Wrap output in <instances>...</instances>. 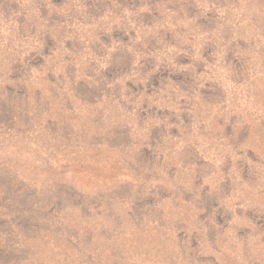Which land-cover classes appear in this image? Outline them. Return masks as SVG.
Here are the masks:
<instances>
[{
    "label": "rangeland",
    "instance_id": "obj_1",
    "mask_svg": "<svg viewBox=\"0 0 264 264\" xmlns=\"http://www.w3.org/2000/svg\"><path fill=\"white\" fill-rule=\"evenodd\" d=\"M1 1L0 168L10 173L2 181L8 184L14 174L21 179L27 176L36 191L46 190L44 198L65 182L70 192L88 197L89 206L101 205L97 213L82 202L73 209L52 211L36 201L30 215L44 212L49 224L58 216L71 227L78 222L96 231L101 226L104 234L116 228V239L123 246L113 254L123 255L93 250L96 264H191L206 258L212 264H264V179L259 171L264 167V0H159L158 11L148 15L151 0L122 7L107 0L99 14L87 8L84 12L82 0ZM70 11L85 24L74 27L80 19H72ZM110 12L114 17L130 15L120 23L105 22ZM51 17L67 18L71 27L63 30L60 22L49 24ZM5 26L16 42L7 53ZM76 35L80 39L70 47L68 41ZM10 61L29 72L11 73ZM33 61L41 73L30 69ZM102 67L99 81L87 77ZM110 69L114 83L107 80ZM77 76L86 79L75 83L82 79L96 90L84 100L83 109L68 98ZM230 95L240 101L239 111L213 115ZM129 113H134L136 128L149 126L147 139L134 138ZM177 114H186V121L175 119ZM202 119L214 121L213 143L203 148L194 139L176 157L169 153L168 161L175 164V184L167 170L150 172L142 165L168 137L185 142L194 134L209 137L204 131L208 125L199 122ZM112 126L116 132H128L126 145L111 142L116 134L106 131ZM156 127L160 135L151 131ZM217 144L225 151L223 159L213 164L208 153ZM189 154L193 162L183 167L179 160L188 159ZM223 182L226 187L221 190ZM169 184L174 194L167 193L145 212L134 207V200L143 202L135 198L142 196L136 186L152 189ZM242 204L245 210L241 211ZM134 209L142 211L138 213L149 223V231L143 227L134 231ZM5 210L0 206V248L1 242L13 240L34 262L41 258L43 263L51 251L47 244H57L58 239L47 241L43 233L33 237L16 215L5 218ZM211 210L217 221L213 228L207 224ZM211 229L222 234L211 238ZM182 231L194 237L192 246L187 241L182 246L188 259L179 256L183 248L176 245L180 240L175 237ZM164 241H168L165 246ZM226 245L228 251H224Z\"/></svg>",
    "mask_w": 264,
    "mask_h": 264
},
{
    "label": "trees",
    "instance_id": "obj_2",
    "mask_svg": "<svg viewBox=\"0 0 264 264\" xmlns=\"http://www.w3.org/2000/svg\"><path fill=\"white\" fill-rule=\"evenodd\" d=\"M51 1V0H50ZM85 1H81V6H83L84 12H85V8H87V10L89 12H94L96 11V14H99L100 11L103 10V6H105L107 4V0H100V1H95V0H88V3ZM136 0H113L109 2V5H112L113 3L115 5H117L118 7H122L125 5H130L132 4H137L138 2H134ZM159 0H151L148 4V8H147V15L150 14V12H154V11H158V9L156 8V6H158V2ZM134 2V3H133ZM1 3H3V0L1 1ZM9 3V1L7 0L6 4ZM84 3V4H83ZM9 8V7H8ZM9 11V10H8ZM44 12V11H42ZM72 13L74 15V18L72 16ZM71 11L69 12V14H71L72 19H74L75 21L79 20L80 18H76L75 11ZM156 14V13H155ZM153 13V15H155ZM43 16H45L43 14ZM52 16H54V13L52 14ZM51 17L50 20H48L49 24L52 23H57L60 22L63 24L62 28L67 29L68 27H71V25H67V22H69V19L66 18V20L62 19V18H53ZM70 23V22H69ZM79 23H84L81 19L79 20L78 23L74 24V27L78 26ZM85 24V23H84ZM62 30V31H63ZM47 33V32H46ZM51 37V34H48ZM78 38L80 39L79 35L74 36L72 39H69V46L73 47L72 44H77V40ZM122 52H120L119 57L122 58ZM146 56V55H145ZM146 60H143L146 62ZM11 64V68H12V72L11 73H16V72H21V74L29 72V69L24 68L19 70L20 65L19 62L17 63V61L13 62L10 61ZM30 69H32V71L35 68V72L36 73H41V68L38 66V64H34V61L31 62L30 64ZM115 69L118 68L117 65L113 66ZM123 67V66H120ZM22 68V66H21ZM103 70L99 68L98 69H93L91 71V73L88 74L87 77H92L96 80L99 81L100 76H99V72ZM110 73V78L107 77V80L112 83H114V79L112 78L113 76V70L110 69V71H107ZM106 72V73H107ZM84 76V74H83ZM81 77V76H77L75 78L72 79L73 82V86L71 87L73 90V92H69V96L68 98H74V103L79 102L77 104V106L81 107L82 109L83 107V103L84 100L88 101V96L93 95L94 93H96V90L93 89V85L90 83H86L84 79L85 77ZM78 78H82L80 80H78V83H75L74 80L78 79ZM86 79V78H85ZM82 80V81H81ZM103 81V80H102ZM129 87V86H128ZM49 90V95H53L55 94V92L52 91V89H48ZM84 97V98H83ZM71 103V102H70ZM73 103V104H74ZM46 104V103H45ZM173 110V109H172ZM171 110V111H172ZM81 114V113H79ZM78 114V115H79ZM185 116L187 118L186 114H177L175 116V119H179L180 122H184L185 120ZM157 133V135H160L158 131L157 127L151 129V131ZM108 135H111L112 132H114L113 134H116L115 137H110L111 142L116 143V140H119L118 144H127V131H118L116 132V128L115 126H112L110 131H106ZM116 132V133H115ZM95 137H98V135ZM153 138V137H151ZM156 139L153 138L152 141H155ZM122 146V145H121ZM155 143H151L150 144V148L152 150L155 149ZM190 156V154H189ZM192 160V155L188 158V159H184L183 161L179 162L182 164L183 167H186L187 164H190L189 161L191 162ZM193 162V160H192ZM167 163H169L168 165L165 164V160L163 158V154L162 152H159L158 148L157 151H153L150 152L149 155L146 157L145 161L142 162V165H147L148 166V170L150 172H153V169H161V172L163 171H168L169 177L172 179V184L176 183V177L174 176L175 173V164L174 162L171 163L170 161H167ZM195 165V163H194ZM8 169H4V168H0V197H2L3 199L0 201V206H3V209H8L5 210V212H7V215H5V218L11 220V218H13V216L11 215H16V218H19V220H21L22 222L25 223V227H24V231L27 229H31V235H33V237L38 236L40 233H43L42 239H46L47 241L50 240L52 237H56L58 239V243L57 244H47V247H51V251L48 253V256H45V260L42 263L41 258H38L35 262L32 260V256H29L27 254L26 251H22V245H18L21 243H16L13 240H8L6 239L5 242H1V246L2 248H0V264H96L93 260L94 257L92 256V251L96 250V252L101 251V252H107L110 251L112 254L115 253L116 250L122 249L123 243H121V240H117L116 237L118 235L114 233V231H116V228L112 231H109L108 234H104L103 231L101 230V226L100 229L95 231V228H92L93 230L90 229V227H85L86 229H84V226L79 225V223L77 222L76 225L74 227H71L69 225H67L60 217L58 218V216H55V212H53V216L56 217V221L49 224L48 220L46 219V214L43 212L42 216H38L32 213V215H30V207L31 204L34 202H38V201H42L43 204L48 205L49 207L51 206L50 210L52 211H58L63 209L64 207L68 206L70 207V209H73L77 206H79V203L82 202L84 204L85 208H91L93 207L92 204L89 206L87 204V202H90V199H88V197H86L85 195L79 194L77 192H73V190L70 192L68 189V185L63 184L65 182H62V184H60V186H58L57 189H54L53 192L45 194L46 196H48L47 198H44V192L46 190H42V191H36L33 188V181L31 180V178L25 176L22 179L18 176L14 174V178H10V182H8V184L5 181H2L4 178H6V174L10 175V173H7ZM3 175V176H1ZM197 178V177H196ZM195 178V180H196ZM194 180V179H193ZM223 179L221 178V181ZM197 182V180H196ZM57 184V182H56ZM148 183H146L145 187H148ZM197 187H199V183L197 182L196 184ZM4 187V188H3ZM145 187H140V186H136L135 190H137V192L141 193L142 196L138 195L135 197H139L143 200H134L135 205L134 207H139L141 209H143L142 211L145 212L147 210H145V208H151L153 206H155V203L160 202L161 200H163L164 195L166 196L167 193L168 195L174 194L175 193V189L174 187L169 184V187H164L163 185H157L154 186L152 189H147ZM226 187V183H222L221 184V190L222 188ZM210 190V186L207 187ZM206 189L205 192H206ZM34 189V190H33ZM50 192V191H49ZM8 193V194H7ZM104 195V194H102ZM8 196V197H7ZM105 197V196H104ZM110 198V197H109ZM108 198V199H109ZM49 199L52 201V203L49 202ZM82 199L84 201H82ZM87 204V207H86ZM97 205H95L92 209L95 211V213H97L98 209H101V205L99 203H96ZM102 206H107V204H102ZM241 206V211L245 210V205L242 204ZM16 207H17V211H16ZM218 207L221 208V210H223L221 205H218ZM89 210V209H87ZM155 210V209H154ZM141 210H138V212H142ZM137 212L136 209H134V231L140 229V228H144V230H148L149 231V223H147L144 218L139 215V213ZM154 212V211H153ZM221 212V211H219ZM223 212V211H222ZM29 213V214H28ZM2 214V215H1ZM0 216H3V213L0 212ZM99 216H101V211L99 213ZM138 217V218H137ZM156 218V214L154 216ZM15 218V217H14ZM121 218V217H119ZM155 218L152 219L153 223H155ZM165 218L163 217L161 220H164ZM54 220V219H52ZM64 222V223H63ZM209 223V226L211 228L214 227V224L217 223L215 216L212 215V210L209 214H207V224ZM30 227H29V225ZM9 226V225H8ZM55 226V227H54ZM118 227V226H116ZM8 229V227L6 228V230ZM118 229V228H117ZM123 229V227H122ZM10 231V229H9ZM214 230H210V232H213ZM165 229L162 230L161 234L164 235ZM193 233V232H192ZM120 234V233H119ZM194 234V233H193ZM220 234H222V230H220V232H218V235L215 233L211 235V238H216L217 236H220ZM188 235L187 240H181L182 237H186ZM14 236V235H13ZM161 236V235H159ZM15 237V236H14ZM32 236L29 237V241H33ZM180 240L178 243H176V245L180 247H182L186 241L187 243H190V240H194V237L192 235H190V233H186L185 231H182L180 233L179 236H176L175 239ZM50 238V239H49ZM114 238V239H113ZM159 238V237H158ZM11 239V238H10ZM162 239V238H160ZM106 242V243H105ZM168 241H164L162 245L165 246V244L167 245ZM214 242V241H212ZM211 242V243H212ZM192 246V242L189 244ZM46 246V245H45ZM43 246V247H45ZM21 248V249H19ZM95 248V249H93ZM183 248V247H182ZM181 248V249H182ZM42 254V252H40V255ZM122 256L123 254L121 253H116L113 254V256ZM179 256H181L184 259H188V255L185 253L184 248L182 249V251L180 252ZM194 257V256H193ZM192 259V258H191ZM201 263V264H212L213 260L211 258H206V261H204V259L202 260H198L195 263ZM194 262H192L191 264H195ZM190 264V263H189Z\"/></svg>",
    "mask_w": 264,
    "mask_h": 264
},
{
    "label": "clouds",
    "instance_id": "obj_3",
    "mask_svg": "<svg viewBox=\"0 0 264 264\" xmlns=\"http://www.w3.org/2000/svg\"><path fill=\"white\" fill-rule=\"evenodd\" d=\"M128 15H130V14L123 13V14H120L119 16L114 17L113 14L110 12L105 16L104 21L105 22H112V23H120L122 20L126 19ZM10 41H11V47H9ZM3 46L5 48L6 53L12 51L16 47L15 37L9 36V31H8L7 26H5ZM168 51L172 52L174 50L169 49ZM105 59H107V57ZM220 78H223V77L221 76ZM236 91L237 90H233V94H235ZM180 98H183V97H180ZM239 102L240 101H233L232 96L230 95L227 101H225L224 103H221L217 106L216 110L213 112V115L218 114L219 116H225L226 114H232L233 109H236V111H239V109L236 108V104ZM127 115L129 117V119H132L134 117V113H129ZM199 122L205 123L208 125V127H206L204 129V131L209 134V137L201 138L199 135L194 134L192 137H189L186 142L183 139H181L180 141H176V140H173V138L168 137L167 140L165 141V144L162 146V148L158 149L164 155L165 163H167V161L170 159L169 153H171L172 157H176L178 155V152L180 150H182V148L184 146H186V143H191L192 140H194V139L200 140L201 146L203 148H208V146L213 143V141L210 139V137H211V135L214 134V121H212L211 119H202ZM131 126L133 127V131L135 133L134 138L140 139V140L147 139V133L149 131L148 125H145L142 129L136 128L135 121H134V119H132ZM224 151L225 150L222 149L217 144L213 148V150L208 153L209 161L211 163L215 164L217 162V160L223 159V152ZM217 153H220V155H217ZM259 171L261 173V178L264 179V167L260 168ZM218 174L219 173L217 170L215 175H218ZM233 243H236V242L233 240H229V244H233ZM228 250L229 249L226 245L224 251H228ZM220 255H223V252H221Z\"/></svg>",
    "mask_w": 264,
    "mask_h": 264
}]
</instances>
